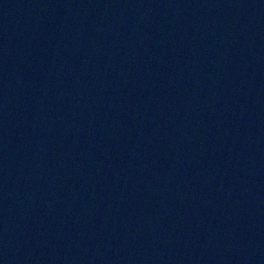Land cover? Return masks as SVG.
Instances as JSON below:
<instances>
[{"label":"water","instance_id":"obj_1","mask_svg":"<svg viewBox=\"0 0 264 264\" xmlns=\"http://www.w3.org/2000/svg\"><path fill=\"white\" fill-rule=\"evenodd\" d=\"M0 264H264V0H0Z\"/></svg>","mask_w":264,"mask_h":264}]
</instances>
